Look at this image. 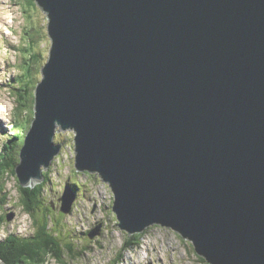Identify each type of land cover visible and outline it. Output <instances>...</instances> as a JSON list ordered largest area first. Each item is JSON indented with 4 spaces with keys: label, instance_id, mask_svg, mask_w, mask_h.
I'll return each mask as SVG.
<instances>
[{
    "label": "water",
    "instance_id": "1",
    "mask_svg": "<svg viewBox=\"0 0 264 264\" xmlns=\"http://www.w3.org/2000/svg\"><path fill=\"white\" fill-rule=\"evenodd\" d=\"M35 1L52 43L20 185L71 130L129 235L160 225L209 264H264V0Z\"/></svg>",
    "mask_w": 264,
    "mask_h": 264
},
{
    "label": "rangeland",
    "instance_id": "2",
    "mask_svg": "<svg viewBox=\"0 0 264 264\" xmlns=\"http://www.w3.org/2000/svg\"><path fill=\"white\" fill-rule=\"evenodd\" d=\"M46 16L35 0H0V151L6 143L13 145L11 141L13 131L20 130L31 117L29 107H16L17 90L32 89L41 79L40 67L48 58L52 43L47 33ZM31 51L37 55L34 64L30 58ZM20 75H23L20 79L22 83L16 80ZM31 92L33 95V90ZM26 96L20 99L21 103L25 102ZM28 102L31 104L30 99ZM14 120H17L19 125ZM66 132L69 131L62 132L61 139L57 140L63 143L60 150L63 159L61 163L56 159L55 165L53 161L49 168L48 186L51 190L45 200L47 202L54 200L62 208L65 182L70 184L75 181L82 184L74 200L76 207L73 206L72 212L64 213L66 228L75 230L72 234L77 236L74 243L88 247L85 248L87 252H84L81 258L72 261V264H111L119 252H122L123 257L117 264H208L195 253L188 239L171 228L159 225H150L139 244L123 250L126 231L115 224L112 214L102 213L101 207L108 206L112 197L111 192L96 175L91 177L76 172L74 158L68 153L72 134L68 135ZM55 157L56 155L53 160ZM62 187L63 192L60 193ZM4 189L8 196L2 199L3 207H0V215L4 216V223L0 226V240L11 233L27 236L33 228L30 217L20 205V194L15 178L7 177ZM7 215L10 217L9 220L5 218ZM54 215L52 214L53 218L56 216ZM58 225L59 223L55 225L57 229ZM88 231H92L91 235H94L92 238L87 237ZM61 232V238L68 239L67 230L63 229ZM50 264L56 263L52 260Z\"/></svg>",
    "mask_w": 264,
    "mask_h": 264
},
{
    "label": "trees",
    "instance_id": "3",
    "mask_svg": "<svg viewBox=\"0 0 264 264\" xmlns=\"http://www.w3.org/2000/svg\"><path fill=\"white\" fill-rule=\"evenodd\" d=\"M26 49H28V46ZM36 56L37 55L35 53L33 52L31 53L30 58L33 59V62H32L33 64L35 62ZM27 62H28V59L26 60V64ZM40 74H41V69H40ZM22 77L23 75H20L19 78L16 79L18 80L17 82L22 83L20 80ZM33 89H34L33 87L32 89L18 88L17 90L18 105L16 107L17 108H19L20 106L29 107L31 111V117L27 119V121L25 122V125L21 127L16 126V128L20 127V130L13 131L11 135V138H12L11 141L13 145L6 143L3 150L0 151V207H3L2 199L8 196V194L4 193L6 179L7 177H13L16 180L17 189L20 194V205L23 211L30 217L33 231L30 232V234H28L27 236L16 235L14 233H11L8 236H6L3 240H0V264H50V261L52 260L56 264H72L71 263L72 261L81 258L83 253L87 252L85 248H88V247L87 245L78 246L76 243H74L75 241L74 238H77V236L72 235L73 231L75 232L74 228H70V229L66 228V224L64 220V217H65L64 213L66 212H63L62 210H60L59 205L54 200H51L50 202H47L45 200V197L50 194V190H51L48 186L50 184L49 183L50 170L49 171L43 170V175H44L43 181L37 182L33 186H27V187L20 185L19 178L15 170L16 165L18 164V162H20L19 151H20L22 144L24 143L25 133L29 129L31 120L34 115L33 95L31 92V90ZM26 95H28L29 98H27ZM25 96H26L25 102L21 103L20 99L24 98ZM29 99L31 100V104L30 102H28ZM14 122L17 125H19L17 120H14ZM67 131H69V132H66L68 135L72 134L71 135L72 142L70 143V145H68L70 148L68 150V153L71 157L74 158L75 157L74 155L75 147H74V140H73L74 132L71 130H67ZM61 136H62V132H56L55 137H54V142L55 140L57 143L60 142L57 140L61 139ZM68 140H69V136H68ZM56 159L58 162L61 163L63 159L61 156V151L54 158L53 160L54 165H55ZM83 174L89 175L91 177H95L96 175V174H91L90 172H84ZM96 176L97 178L99 177L98 174ZM101 181L104 182L102 179ZM92 182H97V181L92 180ZM70 184L72 185L73 189L76 192L77 190H79L80 186L82 185L81 183L79 184L75 181L74 182L72 181V183ZM103 185L108 187V189L111 192L112 197L108 202L110 205L109 204L108 206L103 205L101 207L102 213H104L105 215L112 214L113 221L118 226L117 216L112 209V205L114 202V194L111 188L109 187L108 183L104 182ZM62 191H63V187L61 188L60 193ZM56 204L58 206H56ZM75 205H76V201H73L71 204V210H73V206ZM52 214L56 215V216L54 215L55 218L52 217ZM37 215H38V218H37ZM3 223H4V216L0 215V226ZM56 223L57 224L59 223L58 225L59 229L55 227ZM63 229L67 230L66 237L68 239L63 240V238H61L62 232L60 233V231ZM148 230L149 229L146 228L142 232H137L131 235H129L128 232L124 230L126 231V234H125L126 241L124 243L123 250H126V248L128 247H132L134 245L139 244V242L141 241V238L146 234ZM87 237L91 238L89 236V231L87 232ZM122 257H123L122 252H119L111 264H117L118 261L122 259ZM200 258L202 261L204 260L206 262V260L203 257L200 256Z\"/></svg>",
    "mask_w": 264,
    "mask_h": 264
},
{
    "label": "bare ground",
    "instance_id": "4",
    "mask_svg": "<svg viewBox=\"0 0 264 264\" xmlns=\"http://www.w3.org/2000/svg\"><path fill=\"white\" fill-rule=\"evenodd\" d=\"M50 40H51V38H50ZM52 41V40H51ZM55 144H57V142H55ZM62 145H63V143H61ZM52 162H53V159L51 160V162H50V165L48 166V168L46 169V171H49V168H50V166L52 165ZM19 163V162H18ZM43 174V173H42ZM50 175V174H49ZM44 176V175H43ZM43 180H44V178H43ZM42 180V181H43ZM41 182V181H40ZM70 186H71V189H72V192H73V195H74V199H73V201L75 200V198L77 197V192L73 189V187H72V185L70 184ZM65 198H67V197H65ZM72 201V202H73ZM72 202H71V204H72ZM73 210H71V205H70V208L68 209V211L67 212H72Z\"/></svg>",
    "mask_w": 264,
    "mask_h": 264
},
{
    "label": "clouds",
    "instance_id": "5",
    "mask_svg": "<svg viewBox=\"0 0 264 264\" xmlns=\"http://www.w3.org/2000/svg\"><path fill=\"white\" fill-rule=\"evenodd\" d=\"M75 155V154H74ZM74 159H75V157H74ZM75 168V167H74ZM78 173H80V172H78ZM82 174H83V172H82ZM91 174H93V173H91ZM96 175H97V173H96ZM66 184V183H65ZM49 186H50V184H49ZM64 188V187H63ZM63 192V191H62Z\"/></svg>",
    "mask_w": 264,
    "mask_h": 264
},
{
    "label": "flooded vegetation",
    "instance_id": "6",
    "mask_svg": "<svg viewBox=\"0 0 264 264\" xmlns=\"http://www.w3.org/2000/svg\"><path fill=\"white\" fill-rule=\"evenodd\" d=\"M56 206H58V205L56 204ZM56 206H55V207H56ZM103 228H104V226L102 225V229H103Z\"/></svg>",
    "mask_w": 264,
    "mask_h": 264
}]
</instances>
